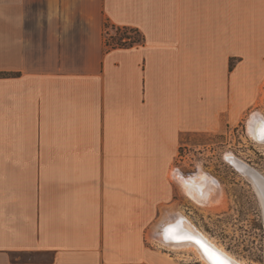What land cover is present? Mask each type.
I'll return each instance as SVG.
<instances>
[{
    "label": "crops",
    "instance_id": "obj_1",
    "mask_svg": "<svg viewBox=\"0 0 264 264\" xmlns=\"http://www.w3.org/2000/svg\"><path fill=\"white\" fill-rule=\"evenodd\" d=\"M263 90L264 0H0V264H183L179 149Z\"/></svg>",
    "mask_w": 264,
    "mask_h": 264
},
{
    "label": "rangeland",
    "instance_id": "obj_2",
    "mask_svg": "<svg viewBox=\"0 0 264 264\" xmlns=\"http://www.w3.org/2000/svg\"><path fill=\"white\" fill-rule=\"evenodd\" d=\"M106 25L108 32L114 35L115 29L112 28L109 23ZM258 106V108H260L259 111L264 113V95L261 96ZM256 110L257 108H254V110L250 111L249 114L255 112ZM247 118L248 116H246L245 119ZM260 125L262 126V124ZM241 129L243 128L235 126L227 128L219 134L195 135L193 136L192 142L187 145H183L179 149V161L177 162L178 169H181V171H194L201 168L213 175V177H215L220 183V188L218 189L219 192L215 193L214 190H212V192L209 190V192H211L210 197L216 202L217 211L215 210L214 212L208 213V211L204 208L203 202H201L202 200L200 201L199 199L191 198L175 178L174 179L177 181L176 185L178 192L174 195V198L176 199L174 200L175 207L172 208L173 210L176 209L177 212H181L183 215L187 216V218L191 220L192 223H194L200 230L206 233L213 239L214 242L222 246L236 258L244 260L247 264H264V229H260V231H258L251 226V221L253 219L251 215L254 214L252 209L237 212V208L235 207L236 198L234 195L239 191L243 196H245L246 202L242 203L244 204L243 206L251 208V205H253L252 202L251 204L249 202L252 199L250 197L251 190L244 181V184L239 185L237 188L233 185H229V183H239L241 179L239 180L237 178L240 176H237V172L225 161L226 159L247 180L249 179L234 164V159L235 161L236 159L244 161L248 158L255 157L254 162L258 164L255 167L264 172V139H261V135L259 133L258 138L252 137L248 130L245 131V129H243L244 131L241 133V138H239L238 134H240ZM258 132L261 133V131ZM250 137L255 139L258 143V145L253 143L256 149L249 145V142H251ZM238 142H240L241 145L238 144ZM216 176H219L223 183L227 185L226 192L227 197L230 198V205H228L229 200L225 199L223 185ZM170 177L173 179V174H170ZM249 181L251 182V180ZM253 188L257 193L254 185ZM240 193L238 196H241ZM217 198L218 200H216ZM258 198L260 200L259 195ZM213 200L212 202H214ZM217 203L219 204L217 205ZM237 206L239 207V203ZM168 213L165 214L163 212L161 214L162 217L159 220H163ZM146 238L148 242L153 243L156 247H160L163 252H167L165 256L175 257L179 259L178 261H180V263L207 264L200 260L192 251L188 252L171 248L168 249L165 246H162L159 242L157 243V241L156 244L153 240H151L148 232L146 233ZM153 239L155 238L153 237ZM182 259L187 261H183ZM194 260L199 261V263H195Z\"/></svg>",
    "mask_w": 264,
    "mask_h": 264
},
{
    "label": "bare ground",
    "instance_id": "obj_3",
    "mask_svg": "<svg viewBox=\"0 0 264 264\" xmlns=\"http://www.w3.org/2000/svg\"><path fill=\"white\" fill-rule=\"evenodd\" d=\"M251 117L247 121V130L252 137L258 138V133L260 132L264 125V118L258 112L251 113ZM262 124V126L260 125ZM232 157V155H231ZM234 164L241 170V172L253 183L258 195L260 196V202L262 206L263 216H264V182L262 181L261 172L250 166L244 161L234 159ZM173 177L180 183L184 188L186 193L194 199H199L204 204V208L209 212L217 211L216 202L210 197V193L214 190L215 193L219 192L220 183L207 171L198 168L194 171H181L177 169L173 171ZM209 190L211 192H209ZM209 195V196H208ZM216 198V197H214ZM212 199L214 202H212ZM218 200V198L216 199ZM219 203H217L218 205ZM202 206V204H201ZM203 208V209H204ZM221 208V207H220ZM223 208V207H222ZM219 210V209H218ZM206 211V212H207ZM175 229L176 235L180 237L191 236L195 240L203 242L205 245L209 246L216 252L220 253L226 261L232 264H247L244 260L238 259L225 250L222 246L213 241L206 233L200 230L187 216L183 215L181 212L173 211L168 213L163 220H160L157 224V228L153 230V236L157 238V243L159 242L162 246L168 249L192 251L195 255L207 264H212V262L207 259L204 250L198 245L190 240H184L177 243H164L161 240H166L165 229L167 228Z\"/></svg>",
    "mask_w": 264,
    "mask_h": 264
},
{
    "label": "flooded vegetation",
    "instance_id": "obj_4",
    "mask_svg": "<svg viewBox=\"0 0 264 264\" xmlns=\"http://www.w3.org/2000/svg\"><path fill=\"white\" fill-rule=\"evenodd\" d=\"M256 111H258V110H256ZM255 111V112H256ZM258 112H260V111H258ZM262 115H261V117H263L264 118V113H262V112H260ZM251 115L252 114H249L248 115V118L247 119H245V120H243V121H241L240 122V124L239 125H237V126H239L240 128H243V129H245V131H247V121H248V119L251 117ZM243 129H241V132H240V134H238V136H239V138H241V133L244 131ZM251 138V137H250ZM250 141L251 142H249V145H251L252 147H254L255 149H256V147H255V145L253 144V143H255V144H257L258 145V143L256 142V140L255 139H253V138H251L250 139ZM238 144H240L241 145V143L240 142H238ZM254 159H255V157L254 158H248V159H246V160H244L245 162H247L248 164H250L252 167H254L255 169H257V170H259L258 168H256L255 166L256 165H258L256 162H254ZM236 172H237V176H240V177H237L239 180L241 179V181L239 182V183H229V185H233L235 188H237L239 185H243L244 183H243V181L244 182H246V184H247V186L250 188V190H251V195H250V197L252 198L249 202H250V204H251V202L253 203V205H251V208L249 207V208H246L245 206H243L244 204H242V203H244V202H246L245 201V196H243L239 191L234 195V197L236 198V204H235V207L237 208V212H243V211H248L249 209H252L253 211H254V214H252L251 215V217L253 218L252 219V221H251V226H253L256 230H258V231H260V229H264V216H263V211H262V207H261V204H260V200H259V198H258V195H257V193H256V191L254 190V188H253V185H252V183L249 181V180H247L245 177H243L234 167H233V165H231V163L226 159L225 160ZM183 171H188V170H183ZM190 171V170H189ZM259 172H261V174L263 175V176H261V178H262V181L264 182V172L262 171V170H259ZM217 177V176H216ZM218 179H219V181L222 183V185H223V188H224V192H225V199L227 200H229V203H228V205H230L231 204V202H230V198L229 197H227V192H226V184L225 183H223V181L219 178V176L217 177ZM241 189V188H240ZM241 194V196H238V194ZM229 195V194H228ZM247 197V196H246ZM239 203V207L237 206V204ZM226 207H227V204H226ZM226 209V208H225ZM225 209H223V210H225ZM232 209V208H231ZM264 233V232H263ZM257 235V234H256ZM194 262L195 263H199V261H197V260H194Z\"/></svg>",
    "mask_w": 264,
    "mask_h": 264
},
{
    "label": "trees",
    "instance_id": "obj_5",
    "mask_svg": "<svg viewBox=\"0 0 264 264\" xmlns=\"http://www.w3.org/2000/svg\"><path fill=\"white\" fill-rule=\"evenodd\" d=\"M107 24V23H106ZM105 24L106 28V38L105 42L106 45L109 47H127L138 44L142 41V35L136 28L131 27H119L115 25H111L112 28L115 29L114 35L109 33L107 30V25ZM133 32V34L129 33Z\"/></svg>",
    "mask_w": 264,
    "mask_h": 264
},
{
    "label": "snow or ice",
    "instance_id": "obj_6",
    "mask_svg": "<svg viewBox=\"0 0 264 264\" xmlns=\"http://www.w3.org/2000/svg\"><path fill=\"white\" fill-rule=\"evenodd\" d=\"M261 139H264V128L261 129ZM166 238L169 239H193L191 236L180 237L176 235L175 229L169 227L165 229ZM197 244L204 250L205 255L212 262V264H228L215 250L211 249L209 246L205 245L203 242L197 240Z\"/></svg>",
    "mask_w": 264,
    "mask_h": 264
},
{
    "label": "water",
    "instance_id": "obj_7",
    "mask_svg": "<svg viewBox=\"0 0 264 264\" xmlns=\"http://www.w3.org/2000/svg\"><path fill=\"white\" fill-rule=\"evenodd\" d=\"M184 240H189V239H169V238H166V240H161L162 242L164 243H177V242H182ZM190 241L196 243L197 240H195L194 238L191 239ZM199 245V244H198ZM212 249V248H211ZM218 253V252H217ZM220 255V253H218ZM224 260H226L222 255H220ZM207 258V256H205ZM208 259V258H207ZM228 264H232L230 263L229 261H227Z\"/></svg>",
    "mask_w": 264,
    "mask_h": 264
},
{
    "label": "built area",
    "instance_id": "obj_8",
    "mask_svg": "<svg viewBox=\"0 0 264 264\" xmlns=\"http://www.w3.org/2000/svg\"><path fill=\"white\" fill-rule=\"evenodd\" d=\"M129 33L133 34V32H129Z\"/></svg>",
    "mask_w": 264,
    "mask_h": 264
}]
</instances>
